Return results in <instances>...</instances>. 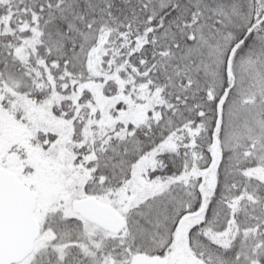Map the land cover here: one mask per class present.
<instances>
[{"label":"snow or ice","instance_id":"snow-or-ice-1","mask_svg":"<svg viewBox=\"0 0 264 264\" xmlns=\"http://www.w3.org/2000/svg\"><path fill=\"white\" fill-rule=\"evenodd\" d=\"M0 264H264V0H0Z\"/></svg>","mask_w":264,"mask_h":264}]
</instances>
